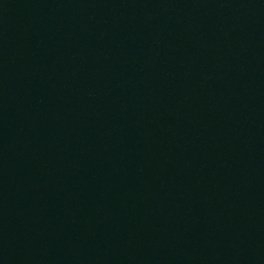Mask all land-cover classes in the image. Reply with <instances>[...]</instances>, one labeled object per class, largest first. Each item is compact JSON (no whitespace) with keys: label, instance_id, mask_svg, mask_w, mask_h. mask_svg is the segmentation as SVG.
Returning a JSON list of instances; mask_svg holds the SVG:
<instances>
[{"label":"water","instance_id":"1","mask_svg":"<svg viewBox=\"0 0 264 264\" xmlns=\"http://www.w3.org/2000/svg\"><path fill=\"white\" fill-rule=\"evenodd\" d=\"M0 264H264V0H0Z\"/></svg>","mask_w":264,"mask_h":264}]
</instances>
